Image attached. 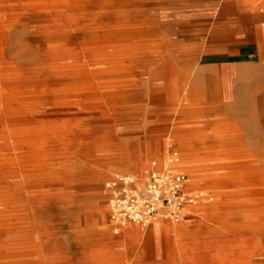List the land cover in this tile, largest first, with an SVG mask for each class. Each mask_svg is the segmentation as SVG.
<instances>
[{"label":"bare ground","instance_id":"bare-ground-1","mask_svg":"<svg viewBox=\"0 0 264 264\" xmlns=\"http://www.w3.org/2000/svg\"><path fill=\"white\" fill-rule=\"evenodd\" d=\"M12 1L0 11V264L29 257L67 264L71 256L42 244L43 227L33 218L67 197L60 194L76 193L84 178L93 179L113 159L132 161L142 177L139 154L115 150L113 143L138 140L139 128L158 126H171L164 133L168 145L182 147L167 154L164 168L202 172L199 187L225 193L204 195L185 209L180 224L153 222L142 236L141 256L150 262L160 255L163 262L156 251L165 249L173 264H264V154L238 140V128L207 126L204 113L188 106L190 96L169 94L173 69L161 66L165 44L158 23L136 13L134 0ZM252 1L264 6V0ZM23 10L31 24L18 31L11 55V30L21 26L9 25L8 18ZM160 92L167 98H154ZM146 99L140 118H119L129 103ZM234 194L255 207L225 208L231 202L224 197ZM68 198L77 204L75 195ZM206 198L210 203L202 204ZM92 217L88 230L97 233ZM133 254L97 261L142 264Z\"/></svg>","mask_w":264,"mask_h":264},{"label":"rangeland","instance_id":"rangeland-1","mask_svg":"<svg viewBox=\"0 0 264 264\" xmlns=\"http://www.w3.org/2000/svg\"><path fill=\"white\" fill-rule=\"evenodd\" d=\"M12 2L0 0V11L7 10ZM134 4L136 13L156 21L160 28L162 42L165 44L160 51L161 66L173 69L168 83L173 89L169 94L178 95L182 99L190 96L188 106L204 113L203 118L209 121L207 126L238 128L237 139L244 142L252 152L264 154V6L256 7L252 0H134ZM28 17L23 10L17 17L8 18L9 25L21 26L18 30H11V55L18 31L29 28L31 24ZM167 95L160 92L154 98L165 99ZM145 104H148V99L129 103L131 108L125 110L119 118H140L137 112L143 109L139 106ZM136 107L139 109H133ZM170 127L158 126L147 132L141 127L138 140L130 138L122 143L114 140L115 150L134 151L139 154L142 177L134 172L132 161L118 163L113 159L112 163L100 167L99 173L93 179L84 178L76 188V193L60 194L67 197L38 211L33 221L43 227L42 233L46 242L42 244L45 248H56L60 255L71 256L65 261L67 264H103L97 261L100 256H109L112 259L117 255L126 257L132 251L133 256L139 258L142 264H173L171 255L165 249L156 251L164 256L165 262L159 260L160 255H156L150 262L149 258L144 259L141 256L144 252L142 236L152 224L148 228L135 225L130 230H116L110 217L109 191L106 187L108 180L124 174L143 180L154 170L183 172L164 168L162 163L168 153L182 148L178 144L168 145L164 133ZM149 152L152 154L150 160ZM185 174L189 179V191L214 199L217 194L225 193L220 187H199L205 181H202L205 179L202 172ZM99 190L102 192L100 199L97 197ZM71 195L78 199L76 205L68 202V196ZM224 198L231 202L225 207L227 209L239 212L241 209L255 207L249 202L253 200L247 201L246 197L236 194ZM209 201L207 199L202 204H209ZM198 203L200 201L194 205ZM92 215L98 220L95 227L97 233L88 230ZM183 217L184 214L179 220L157 221L174 225L182 223ZM200 222L199 218L193 221L194 225ZM128 233H133L134 237L129 238ZM229 236L233 237V233ZM197 237L212 238L206 234ZM91 241L94 244L89 246ZM91 252H95L97 258L93 259ZM10 260L16 262L13 264L64 263L58 259L54 263L46 257H29L24 261ZM157 261L161 263H154Z\"/></svg>","mask_w":264,"mask_h":264},{"label":"built area","instance_id":"built-area-1","mask_svg":"<svg viewBox=\"0 0 264 264\" xmlns=\"http://www.w3.org/2000/svg\"><path fill=\"white\" fill-rule=\"evenodd\" d=\"M188 180L185 173L168 170H154L143 180L131 174L108 180L110 217L116 230L128 225L148 228L161 219L179 220L187 207L205 198L188 190Z\"/></svg>","mask_w":264,"mask_h":264},{"label":"crops","instance_id":"crops-1","mask_svg":"<svg viewBox=\"0 0 264 264\" xmlns=\"http://www.w3.org/2000/svg\"><path fill=\"white\" fill-rule=\"evenodd\" d=\"M135 226V225H134Z\"/></svg>","mask_w":264,"mask_h":264}]
</instances>
